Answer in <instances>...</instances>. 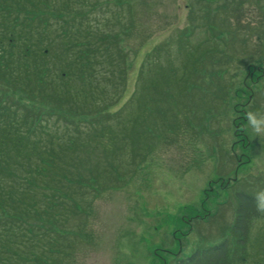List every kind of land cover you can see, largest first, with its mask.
I'll use <instances>...</instances> for the list:
<instances>
[{
	"label": "rangeland",
	"instance_id": "1",
	"mask_svg": "<svg viewBox=\"0 0 264 264\" xmlns=\"http://www.w3.org/2000/svg\"><path fill=\"white\" fill-rule=\"evenodd\" d=\"M83 6L82 25L117 36L125 58L122 96L107 110L116 117H75L98 124L79 133L73 153L55 143L65 120L0 84V95L13 100L17 125L26 108L41 114L28 134L0 136V197L24 226L0 239L14 253L0 255V263L25 264L35 255L53 264H176L220 244L230 236L235 195L264 194V0H83ZM40 8L49 27L6 21V9L0 33L26 29L32 43L49 46L45 61L55 76L57 62L70 58L61 32L72 23L55 22L51 8ZM160 48L162 66L144 68ZM19 57L16 51L12 62L23 63ZM50 151L55 167L38 178L34 171ZM80 178L94 184L79 188L74 181ZM56 181L69 203L61 201L50 216L61 229L49 255L43 250L48 238L38 235L36 224L50 218L35 213L51 200L49 188L61 186ZM248 252L243 264H264V219L251 225Z\"/></svg>",
	"mask_w": 264,
	"mask_h": 264
},
{
	"label": "trees",
	"instance_id": "2",
	"mask_svg": "<svg viewBox=\"0 0 264 264\" xmlns=\"http://www.w3.org/2000/svg\"><path fill=\"white\" fill-rule=\"evenodd\" d=\"M64 1L65 4L61 6L55 5L54 3H50L51 6H45L43 1L17 0L15 4H13L15 7L12 8L9 3L11 0H0V17L8 15L5 14L6 9L8 11L10 10L11 18H5V20L7 21L8 19L9 22L18 23L21 26H23L22 24L24 21V23L28 25L38 22L43 24L45 28L49 27L47 21L48 24L40 19L42 14L40 11L41 6L45 7V9L51 8L53 10L54 14H49L48 16H53L55 22H64L66 25L69 24V21L72 23V25L63 28L61 32V37L65 42L62 44H64L65 49L69 50L70 58L67 60L62 59V62H57L58 67L61 69L55 76L51 75L52 70L45 61L46 57L50 55L49 46L42 47L39 41L32 43V38L30 37H33V35L28 36L29 33H26V29L17 33V30L15 32L14 30L7 32V27H5V30L0 33V84L21 91L30 100L48 105V112L46 113L48 116H54L57 119L61 118L65 120L66 123L63 127H65L66 130L62 133V136L57 135L59 138L55 143L75 153L80 144L79 137L81 134L79 133L82 132L83 129H96L97 126L95 125L98 124L94 125L89 119L75 122V117L87 116L90 117L93 122L104 118L108 119L110 116L116 117V115L109 114L107 110L109 107L116 104L122 96L125 77V58L119 47V39L117 36L101 34L93 28L82 25L80 19L83 17V12L81 11V9L84 8L83 0H77L79 4L76 8H71V4L74 0ZM74 4L76 5V3ZM89 25H91V23H89ZM23 28L26 27L24 26ZM73 37L74 40L69 42ZM112 49L115 50L112 51ZM163 49H156L154 58L149 55L148 58L152 57V65L150 63L151 60L147 58V67L144 66V68L152 69L162 66L163 61L161 58L163 57ZM16 51L19 52V59L21 58L23 63L12 62V57ZM66 53L68 54V52ZM14 63L15 65L13 66ZM144 68H142V70H144ZM151 69H149V71ZM18 73H22L23 78L18 77ZM57 78L59 81L55 85ZM139 79V83L142 81L140 85L143 86V74H140ZM74 82L80 85V87H78L81 89L79 92L72 86ZM101 82H103L101 85L102 87L100 86ZM147 83L148 87L152 88L156 85L155 82L151 80H147ZM110 86L111 92H108V89L105 87ZM80 93L81 97H79ZM26 111L24 115L25 120L22 124L17 125L18 117L17 112L14 111L13 100L0 95V136L6 131H9L10 134L14 133V135H17L18 133H22L21 131L23 129H26L25 132L28 134L33 125L40 120L41 114H37L33 109L31 110L29 108H26ZM27 120L29 123H27ZM105 121L106 120H104V123H106ZM70 130H74L73 134L69 133ZM47 154V158L41 162L42 166L36 167L34 171L35 176L38 178L46 179L48 174H50L55 167L54 162L56 157L51 151ZM63 179L68 183V178ZM59 181H56V183L61 185ZM74 182L79 188L86 187L90 183L94 184L90 179L86 180L85 178H80V180ZM61 187L63 186L49 188V190L54 193L51 195V200L47 204H44L38 213H35V218L38 217L36 219L41 218L39 217L40 215L50 218L52 212L55 211L59 205H64L61 202L63 200L69 203V201H67L69 196L67 192L63 193L61 191ZM74 205L77 206V204ZM8 206L5 197H0V239L2 238V240L8 236L10 231H14L13 227L19 231L23 230L24 227L22 222L23 218L7 214L6 211H8ZM10 207L17 210L16 207H12V204ZM15 214H17V211ZM234 214L235 217L228 239H225L218 245L197 250L185 260H178L176 264L245 263L249 255L248 242L251 225L256 220L264 219V194L259 192L249 194L244 191L237 193L235 195ZM31 218L32 217H29L28 220ZM57 219L58 217L55 216L45 220L43 218V220L36 224L39 230L38 235L48 238L49 243L43 244V250H47L49 255H53L56 252V249L54 250L53 247L57 244H55L56 238L60 237L55 232L56 229H61L58 226ZM25 224L30 225L29 222L24 221V225ZM21 236L24 237V235ZM27 243L30 242H25L24 245ZM0 251L1 257L2 255H14L13 252H10L11 249L4 250L2 244H0ZM28 251L29 250H26V252ZM29 254L28 252V255ZM34 256L35 255L26 257L23 261H27L25 264H38V262L41 264H53L51 263V259L41 260Z\"/></svg>",
	"mask_w": 264,
	"mask_h": 264
}]
</instances>
